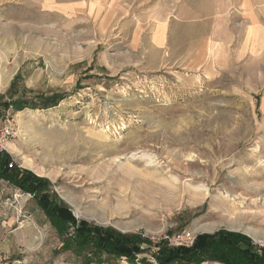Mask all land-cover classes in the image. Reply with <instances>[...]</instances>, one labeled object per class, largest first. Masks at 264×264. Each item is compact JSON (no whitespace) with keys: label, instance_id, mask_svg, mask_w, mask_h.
<instances>
[{"label":"rangeland","instance_id":"rangeland-1","mask_svg":"<svg viewBox=\"0 0 264 264\" xmlns=\"http://www.w3.org/2000/svg\"><path fill=\"white\" fill-rule=\"evenodd\" d=\"M6 102L21 135L1 160L44 182L2 162L0 264H85L42 202L154 243L264 245V0H0Z\"/></svg>","mask_w":264,"mask_h":264},{"label":"trees","instance_id":"trees-1","mask_svg":"<svg viewBox=\"0 0 264 264\" xmlns=\"http://www.w3.org/2000/svg\"><path fill=\"white\" fill-rule=\"evenodd\" d=\"M15 111L19 110L12 104ZM0 166H3L5 160H1ZM8 162V158H6ZM6 168L7 163H5ZM14 172L17 183L24 187H40L39 183L44 182L38 178L29 179V174L25 175L23 171L16 168L8 169ZM18 172V173H17ZM45 200V197L42 196ZM43 203V209L48 216L59 218V222L70 223L73 227L72 237H67L63 249L72 251L78 255H86L85 264L92 261H100L105 257L109 259L124 258L129 264H264V248H258L245 236L235 233L218 231L214 234L196 236L193 245L186 247H170L166 242H152L150 239L141 237L139 234H123L114 229L101 228L86 223L75 224L73 214L66 206H58L51 209ZM57 232L64 229L59 224L55 225ZM65 235V234H64ZM148 254L150 257H146Z\"/></svg>","mask_w":264,"mask_h":264},{"label":"built area","instance_id":"built-area-1","mask_svg":"<svg viewBox=\"0 0 264 264\" xmlns=\"http://www.w3.org/2000/svg\"><path fill=\"white\" fill-rule=\"evenodd\" d=\"M18 112L15 111L13 105L9 102L0 103V153L7 152L8 144L14 143L21 135L20 125L17 121ZM12 161L9 167H14ZM196 235L192 231H182L179 234L167 238V244L170 247H186L193 245ZM264 248V245H260Z\"/></svg>","mask_w":264,"mask_h":264},{"label":"bare ground","instance_id":"bare-ground-1","mask_svg":"<svg viewBox=\"0 0 264 264\" xmlns=\"http://www.w3.org/2000/svg\"><path fill=\"white\" fill-rule=\"evenodd\" d=\"M19 114H17V117H19L18 116ZM52 144V143H51ZM51 146V145H50ZM8 147H9V149H12L13 148V144H8ZM57 149H58V147H57ZM60 150V149H59ZM48 152V151H47ZM50 152H51V150H50ZM53 152H54V150H53ZM58 152V151H57ZM44 156V155H43ZM49 161V160H48ZM28 162V161H27ZM105 204V205H104ZM104 204H102L101 205V207H95V209L97 210V211H99L100 212V214H102L101 212H103V211H105V209L108 207L106 204H109V203H104ZM221 205V204H220ZM222 207V206H221ZM110 210V209H109ZM95 211V210H94ZM113 210H111V212H112ZM114 212V211H113ZM115 213V212H114ZM113 213V214H114ZM234 213V212H233ZM236 213V212H235ZM103 214H104V212H103ZM106 214V213H105ZM111 214V213H110ZM232 215V214H231ZM104 216V215H103ZM233 217V216H232ZM231 218V217H230Z\"/></svg>","mask_w":264,"mask_h":264},{"label":"water","instance_id":"water-1","mask_svg":"<svg viewBox=\"0 0 264 264\" xmlns=\"http://www.w3.org/2000/svg\"><path fill=\"white\" fill-rule=\"evenodd\" d=\"M72 214H73L74 217H77V215L75 214V212H72Z\"/></svg>","mask_w":264,"mask_h":264},{"label":"crops","instance_id":"crops-1","mask_svg":"<svg viewBox=\"0 0 264 264\" xmlns=\"http://www.w3.org/2000/svg\"><path fill=\"white\" fill-rule=\"evenodd\" d=\"M203 264H208V263L206 262V263H203Z\"/></svg>","mask_w":264,"mask_h":264}]
</instances>
